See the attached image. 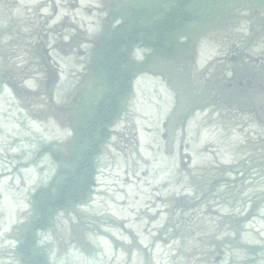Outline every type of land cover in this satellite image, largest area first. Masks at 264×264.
Returning <instances> with one entry per match:
<instances>
[{
	"label": "rangeland",
	"instance_id": "374dc122",
	"mask_svg": "<svg viewBox=\"0 0 264 264\" xmlns=\"http://www.w3.org/2000/svg\"><path fill=\"white\" fill-rule=\"evenodd\" d=\"M78 1L0 0V264H21L32 197L103 92L87 64L123 0ZM195 1L194 56L181 46L140 68L90 198L29 234L47 264H264V0ZM230 51L244 62H221Z\"/></svg>",
	"mask_w": 264,
	"mask_h": 264
},
{
	"label": "trees",
	"instance_id": "16d2710c",
	"mask_svg": "<svg viewBox=\"0 0 264 264\" xmlns=\"http://www.w3.org/2000/svg\"><path fill=\"white\" fill-rule=\"evenodd\" d=\"M154 24L155 20H150L146 24L147 32L151 30L152 34V37L151 35L148 37L149 39L146 37L147 40L153 41L152 39L155 38L153 36V30L156 31L153 29ZM135 26L137 29H141V23H136ZM126 32L129 33L127 30ZM138 33L144 35L142 30H138L137 35ZM159 54H165V51L159 47L154 48L151 54L146 56L143 63H136L131 58V53L117 56L118 60L122 57L131 60V68L125 67L108 71L93 67L102 74L101 83H99L103 88L102 95L97 103L90 107V118L86 121V126L82 125L81 129L79 127L74 130L76 142L68 150L66 163L60 162L55 176L46 186L39 188L33 195L31 205L33 210L32 226L26 229V234L23 236L24 243L20 247L33 242V237L29 236L30 233L34 235L33 229L42 230L48 227L56 213L65 211L70 206L81 205L90 198L97 176L95 160L101 152L102 147L100 146L108 135L112 122L119 115L121 100L131 92L132 81L138 75L140 68L145 67L152 56ZM95 58L99 59L98 55ZM103 59H106V56ZM93 121L95 124L91 125ZM87 126L91 127V130L88 129L90 132L86 137L85 128ZM50 152L57 161H60L61 155L58 151L53 153L54 151L50 150ZM34 252V264H40L37 260L35 246Z\"/></svg>",
	"mask_w": 264,
	"mask_h": 264
},
{
	"label": "flooded vegetation",
	"instance_id": "af4514ba",
	"mask_svg": "<svg viewBox=\"0 0 264 264\" xmlns=\"http://www.w3.org/2000/svg\"><path fill=\"white\" fill-rule=\"evenodd\" d=\"M195 3V0H123L121 4H113L110 1L108 8L103 11L105 19L102 22L111 26L114 23L118 24L110 33L103 34V44L98 41L99 43L97 42V45L93 48L92 56L98 55L99 59L95 58L87 65L108 71L125 67L131 68V60L124 57L118 60L117 56L132 54L137 46H146L150 50V54L154 48L159 47L165 51L166 55H170L178 47L182 49V46L193 57V45L189 36L185 34V29L187 26H191L190 23L194 22ZM152 7L156 8V11H152ZM150 20H155L153 28L156 30H153L155 38H151L153 41L147 40L150 35L152 37L151 30L147 32L146 27ZM136 23H141V29H137ZM138 30L144 31V35L139 33L137 35ZM179 36H184L185 41H178ZM104 56H106V59H103ZM220 61H229L235 64L244 62L237 57L234 51H230L229 55L221 56ZM242 78H245L246 85H251L253 82L255 84V76L253 75H242ZM93 124H95V121H93ZM21 241L23 242L24 239ZM15 251L21 264H34L35 252L31 243L19 247Z\"/></svg>",
	"mask_w": 264,
	"mask_h": 264
},
{
	"label": "bare ground",
	"instance_id": "6f19581e",
	"mask_svg": "<svg viewBox=\"0 0 264 264\" xmlns=\"http://www.w3.org/2000/svg\"><path fill=\"white\" fill-rule=\"evenodd\" d=\"M84 1H86V0H79L78 2L81 4V5H77V7H76V10H78V9H80V8H82V4L84 3ZM42 8H44V6L42 7ZM84 8V7H83ZM60 10L61 11H65L66 10V7H63V6H61L60 7ZM79 11V10H78ZM34 121V120H33ZM21 168H22V166H21ZM160 201V198H157V202H159ZM132 213V211H129V210H127V214H131ZM158 214V213H157ZM125 223H129V224H133V225H138L139 223H141V218H136L135 220H133V222L131 223V221L130 220H127V221H124ZM113 231H117L118 230V226H112V227H110ZM124 230V229H123ZM125 231V230H124ZM126 232V231H125ZM126 234H127V232H126ZM100 237H101V239H103V240H105V241H109V239H108V237L106 236V235H103V234H100Z\"/></svg>",
	"mask_w": 264,
	"mask_h": 264
}]
</instances>
